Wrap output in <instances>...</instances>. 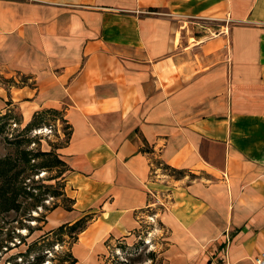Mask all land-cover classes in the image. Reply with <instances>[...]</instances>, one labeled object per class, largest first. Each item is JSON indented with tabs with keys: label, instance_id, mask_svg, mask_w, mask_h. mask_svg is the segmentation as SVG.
<instances>
[{
	"label": "crops",
	"instance_id": "crops-1",
	"mask_svg": "<svg viewBox=\"0 0 264 264\" xmlns=\"http://www.w3.org/2000/svg\"><path fill=\"white\" fill-rule=\"evenodd\" d=\"M50 110L76 264L151 213L163 264L264 251V0H0V117Z\"/></svg>",
	"mask_w": 264,
	"mask_h": 264
},
{
	"label": "rangeland",
	"instance_id": "rangeland-1",
	"mask_svg": "<svg viewBox=\"0 0 264 264\" xmlns=\"http://www.w3.org/2000/svg\"><path fill=\"white\" fill-rule=\"evenodd\" d=\"M53 112H39L24 125L19 122L17 111L10 117H0V162L6 159L13 164L9 173L13 185L10 194L16 193L15 207L0 206V264H27L38 259L36 264L78 261L71 250L78 234L71 225L77 220L50 229L45 225L49 210L57 205L68 209L71 204L63 191L66 168L53 148L52 153L44 150L58 142L55 123L61 119ZM48 123H53L51 133L43 130ZM62 126L59 123L60 129ZM23 151L29 152V161H24ZM3 166L7 167V163H0V171ZM4 179L0 176V185ZM163 203H157L155 208L163 210ZM81 218L87 223L90 217L86 213ZM165 242V230L157 215L146 214L126 238L117 237L107 243L106 252L97 254L94 264H163Z\"/></svg>",
	"mask_w": 264,
	"mask_h": 264
},
{
	"label": "trees",
	"instance_id": "trees-1",
	"mask_svg": "<svg viewBox=\"0 0 264 264\" xmlns=\"http://www.w3.org/2000/svg\"><path fill=\"white\" fill-rule=\"evenodd\" d=\"M45 152L50 153L51 151H45ZM28 153L29 152L27 151L22 152L25 162L29 161V157L27 156ZM0 163H7V167L3 166V169L0 171V176L5 178L4 183L0 185V206H2L4 209H8V208L16 206L15 204L16 193L14 192L12 195L10 194L12 193V191L10 190H12L13 185H11L12 183L9 180V173H10V170L12 169L13 164H10L9 161L6 159L1 161ZM18 172H16V175L18 174ZM7 191H9V194H7ZM82 220H84V218L78 219L73 225H71L72 228H75L77 230L76 232H79L84 228L86 222L84 221L85 222L84 223ZM38 262H39V259L36 260L35 262H28L27 264H36ZM14 264H19V263L14 262Z\"/></svg>",
	"mask_w": 264,
	"mask_h": 264
},
{
	"label": "built area",
	"instance_id": "built-area-1",
	"mask_svg": "<svg viewBox=\"0 0 264 264\" xmlns=\"http://www.w3.org/2000/svg\"><path fill=\"white\" fill-rule=\"evenodd\" d=\"M43 130L50 131L51 127H43ZM249 264H264V251L256 253Z\"/></svg>",
	"mask_w": 264,
	"mask_h": 264
}]
</instances>
